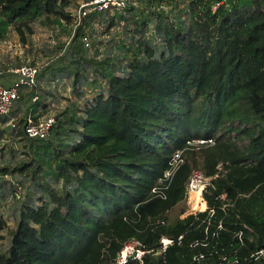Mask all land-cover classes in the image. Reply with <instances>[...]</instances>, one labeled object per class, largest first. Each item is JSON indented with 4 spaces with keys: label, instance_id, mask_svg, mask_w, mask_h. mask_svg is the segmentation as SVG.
Returning <instances> with one entry per match:
<instances>
[{
    "label": "trees",
    "instance_id": "1",
    "mask_svg": "<svg viewBox=\"0 0 264 264\" xmlns=\"http://www.w3.org/2000/svg\"><path fill=\"white\" fill-rule=\"evenodd\" d=\"M136 1L157 10L176 3ZM69 5L0 0V38L13 29L25 44L34 22L69 23ZM184 9V21L160 10L134 21V35L142 38L132 57H122L126 64L88 59L86 33L75 30L63 56L91 64L105 89L80 109L61 110L46 139L23 133L26 114L39 119L37 103L19 120L16 137L23 139L25 158L12 170L0 167V175L49 174L55 185L44 180L41 204L20 210L0 264H114L130 240L147 252L126 264H223V257L245 263L264 248V0H186ZM149 20L157 25L160 48L143 36ZM83 72L75 77L80 85L88 79ZM35 85L22 87L13 105L31 102ZM194 138L213 143H186ZM177 149L182 164L163 184V197L152 193ZM194 169L211 178L203 199L213 215L170 216L184 201ZM5 229L0 218V240ZM162 237L173 241L164 253Z\"/></svg>",
    "mask_w": 264,
    "mask_h": 264
},
{
    "label": "rangeland",
    "instance_id": "2",
    "mask_svg": "<svg viewBox=\"0 0 264 264\" xmlns=\"http://www.w3.org/2000/svg\"><path fill=\"white\" fill-rule=\"evenodd\" d=\"M185 1L176 0V3H163L157 10L156 7L149 8L146 1L138 3L136 0H128L123 11L96 14L84 19L80 35L83 32L86 33L89 45L83 44V53L88 59L98 61L108 57L107 64L110 65L112 63L114 65L126 64L127 60L122 57L125 55L132 57L133 52L137 50L136 39L142 38L139 35H134L136 32H134L133 22L137 20L142 22L150 15V11L158 12L159 10L163 12L161 14H167L174 21L178 19L184 21L186 17ZM74 2H71L73 5L71 10L68 7L65 9L73 17L69 23L61 20L59 24L51 23L52 27L36 25L39 24L38 22L32 24L33 33L27 35L25 44L20 42L18 34L13 29L7 31L0 38V85H8L14 78L10 72L12 68L23 64L41 67L34 87L36 92L31 102L27 101L20 108L13 105L8 115L0 116V167L11 166L10 170H12L19 161L25 158V155L22 154L23 139L16 137V130L19 120L24 117L31 104H38V118L51 117L54 119L64 108H82L84 103L105 89L104 80L94 75L90 68L91 64L70 61L63 56L67 43L74 35V15L78 7L76 0ZM154 22V20H149L142 28L143 36L145 35V38L160 48L161 41L156 30L157 25ZM127 49L128 52H126ZM83 71L88 73V79L80 85L78 81H75V77L76 74L78 77H84ZM82 80L84 81V78ZM43 105L46 106L45 110L41 109ZM26 115L27 117L29 115V118L32 117L30 114ZM5 118L9 119L7 123L3 122ZM25 175L26 173L10 171L11 181L0 180V218L6 222V229L2 232L4 239L0 240L2 250H6L9 246L7 231L15 227L20 210L26 205L38 206L41 204L40 188L43 181L47 180L51 186L55 185L49 174L44 176L40 173L36 179H32L31 175L30 178ZM192 197H185L184 201L170 212V216L183 218L197 213L199 208L193 207Z\"/></svg>",
    "mask_w": 264,
    "mask_h": 264
},
{
    "label": "built area",
    "instance_id": "3",
    "mask_svg": "<svg viewBox=\"0 0 264 264\" xmlns=\"http://www.w3.org/2000/svg\"><path fill=\"white\" fill-rule=\"evenodd\" d=\"M128 0H88L79 3L75 15H74V25L73 32L79 27H82V22L89 15L109 13L111 11H122L127 4ZM82 42L85 46H88V40L86 36L82 37ZM39 66L23 64L16 68L10 69V72L14 75V79L9 86L0 85V116H6L10 113L13 103L16 99L19 98V93L22 87L32 88L36 83V77L40 72ZM55 124V119L51 117L37 119L36 121L31 120L28 117L26 124L24 125V135L29 139H46L52 127ZM188 145L200 146L203 144H212V138H194L186 142ZM183 162L182 152L177 149L173 152L171 158L168 161V168L164 170L162 178L158 179L157 186L152 189V193H157L163 197V189L167 188V185H163L165 182H169L173 174L178 170L180 165ZM11 181L9 174L0 175V180ZM211 185V178L204 175L200 170L194 169L189 175L185 197L191 198L194 194L199 196L201 201L203 199L204 191ZM221 200L225 198V195H220ZM204 209H198L197 213L192 214L196 215L198 213L207 212V219H210L214 213V210L208 209L206 202ZM200 204V203H199ZM245 227V226H244ZM222 225L219 222L216 230H221ZM246 228V227H245ZM207 230V229H206ZM205 230V231H206ZM214 235V233H213ZM235 238L238 242L242 243V232L239 231L235 234ZM181 239V236L178 237V240ZM173 241L169 238L162 237L160 239V253H164L166 248L172 245ZM147 251L143 248V245L137 240H130L124 244L123 248L119 252L116 261L114 264H126L128 261H141L143 255ZM202 257V256H199ZM198 257V258H199ZM196 259V258H194ZM223 264H264V248L259 249L250 254L245 263H240L238 259L227 260L226 257L222 258Z\"/></svg>",
    "mask_w": 264,
    "mask_h": 264
},
{
    "label": "bare ground",
    "instance_id": "4",
    "mask_svg": "<svg viewBox=\"0 0 264 264\" xmlns=\"http://www.w3.org/2000/svg\"><path fill=\"white\" fill-rule=\"evenodd\" d=\"M193 200H194V203H193L194 208L204 209L205 203L199 199V196L197 194L193 195L192 201Z\"/></svg>",
    "mask_w": 264,
    "mask_h": 264
},
{
    "label": "crops",
    "instance_id": "5",
    "mask_svg": "<svg viewBox=\"0 0 264 264\" xmlns=\"http://www.w3.org/2000/svg\"><path fill=\"white\" fill-rule=\"evenodd\" d=\"M83 1H88V0H76V4L79 5V3L83 2ZM71 2H74V0H70V5L68 7L69 10H71V7L73 6ZM75 3V2H74ZM39 23V21H37ZM37 22H34L33 24L37 23ZM36 25H41L40 23L39 24H36ZM84 25H82L83 27ZM14 79V78H13ZM13 79L10 81V83L8 85H3V86H9L11 84V82L13 81Z\"/></svg>",
    "mask_w": 264,
    "mask_h": 264
},
{
    "label": "water",
    "instance_id": "6",
    "mask_svg": "<svg viewBox=\"0 0 264 264\" xmlns=\"http://www.w3.org/2000/svg\"><path fill=\"white\" fill-rule=\"evenodd\" d=\"M10 128V127H9Z\"/></svg>",
    "mask_w": 264,
    "mask_h": 264
}]
</instances>
